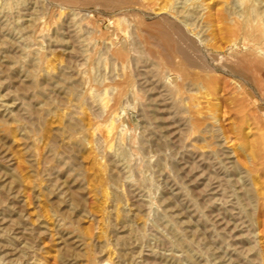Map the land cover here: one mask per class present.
Returning a JSON list of instances; mask_svg holds the SVG:
<instances>
[{
	"label": "rangeland",
	"instance_id": "374dc122",
	"mask_svg": "<svg viewBox=\"0 0 264 264\" xmlns=\"http://www.w3.org/2000/svg\"><path fill=\"white\" fill-rule=\"evenodd\" d=\"M142 1L0 0V264H264V0Z\"/></svg>",
	"mask_w": 264,
	"mask_h": 264
},
{
	"label": "bare ground",
	"instance_id": "6f19581e",
	"mask_svg": "<svg viewBox=\"0 0 264 264\" xmlns=\"http://www.w3.org/2000/svg\"><path fill=\"white\" fill-rule=\"evenodd\" d=\"M116 1V0H115ZM134 2H135V0H133ZM142 1V0H141ZM143 2V1H142ZM142 2H140V3H138V4H141ZM149 2V1H148ZM149 5V4H148ZM142 6H143V4H142ZM146 6V5H145ZM146 7H148V6H146ZM145 7V8H146ZM149 8V7H148ZM63 11V10H62ZM60 13H62V12H60ZM63 14H64V12H63ZM115 17V16H114ZM43 28V27H42ZM45 32V31H44ZM40 37V36H39ZM221 47V46H220ZM180 58V57H179ZM170 61V60H169ZM182 62V61H181ZM126 72V71H125ZM154 72V71H153ZM123 73V72H122ZM160 75V74H159ZM155 77V76H154ZM165 77V76H164ZM166 77H167V75H166ZM165 80H166V78H165ZM163 82V81H162ZM119 85V84H118ZM123 85V84H122ZM119 87V86H118ZM168 87V86H167ZM118 89V88H117ZM90 90V89H89ZM88 90V91H89ZM114 90V89H113ZM166 92V91H165ZM164 92V93H165ZM161 94V93H160ZM165 95V94H164ZM162 96V97H161ZM160 96V99H163V95H161ZM168 96H169V94H168ZM91 99H93V98H91ZM111 99V98H110ZM98 102V101H97ZM166 102V101H165ZM93 103V102H92ZM109 104V103H108ZM164 104V103H163ZM112 105V104H111ZM165 105V104H164ZM99 106V105H98ZM103 107H104V110L106 109L105 107L107 106V103H103V105H102ZM123 107V106H122ZM102 109V108H101ZM106 111V110H105ZM105 111H104V113H105ZM99 114V113H98ZM103 114V113H102ZM118 113H116V112H114L113 110L110 112V122H109V125H107V136H111V134H113V131H114V128H115V123L117 122L116 120H118L117 119V115ZM174 115V114H173ZM103 116V115H102ZM175 116V115H174ZM119 118V117H118ZM100 124V123H99ZM102 126V125H101ZM119 126H121V125H119ZM177 128H179V127H177ZM102 132V131H101ZM116 132V131H115ZM122 132V131H121ZM110 138V137H109ZM99 141V140H98ZM101 141V140H100ZM100 143V142H99ZM102 145V144H101ZM108 150V149H107ZM262 193V192H261Z\"/></svg>",
	"mask_w": 264,
	"mask_h": 264
}]
</instances>
